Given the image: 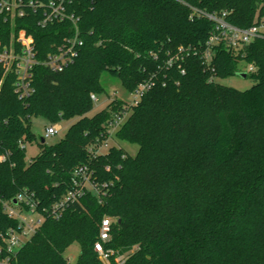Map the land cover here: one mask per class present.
I'll use <instances>...</instances> for the list:
<instances>
[{
    "label": "trees",
    "instance_id": "1",
    "mask_svg": "<svg viewBox=\"0 0 264 264\" xmlns=\"http://www.w3.org/2000/svg\"><path fill=\"white\" fill-rule=\"evenodd\" d=\"M69 9L79 17L83 45L63 72L36 65L33 92L20 98L16 74L0 64V247L2 234L17 226L3 202L33 195L40 209H51L84 165L107 193L102 201L87 193L59 219L47 216L10 264H72L65 253L75 243L76 264H103L95 244L106 218L111 264L127 253L123 264H264V40L216 47L207 64L214 25L195 11L226 13L229 23L248 28L264 18V0H72ZM38 22L35 15L14 23L0 17V43L10 46L26 30L43 62L73 26ZM180 48L182 69L169 68ZM242 64L254 69L246 74L250 89L218 81L237 76ZM107 76L128 94L153 83L116 133L117 141L139 147L135 156L117 146L106 155L92 151L129 107L115 98L89 115ZM34 118L76 121L59 143L42 139L28 161Z\"/></svg>",
    "mask_w": 264,
    "mask_h": 264
},
{
    "label": "built area",
    "instance_id": "2",
    "mask_svg": "<svg viewBox=\"0 0 264 264\" xmlns=\"http://www.w3.org/2000/svg\"><path fill=\"white\" fill-rule=\"evenodd\" d=\"M72 0H0V17L5 21L14 23L18 19H24L31 15L39 17V25L46 27L52 23L70 22L73 26V34L67 38L62 46L54 53H50L41 62L37 59L35 51V41L33 36L26 30L19 31L18 35H13L10 46L0 43V64L6 70L13 71L17 76V91L20 98L29 96L33 92L31 78L36 65H43L53 72H63L78 55V49L83 45L80 39L78 28L79 17L75 12H71L69 7ZM199 16L205 17L213 22L214 28L210 32L209 39L204 50V61L210 64L215 55V48L223 46L228 50H238L245 45H249L256 40H264V18L248 28H240L226 20V13L211 14L195 10ZM185 55L183 48L178 53L170 56L167 62L169 68L176 63H181ZM182 64L178 67L182 69ZM253 67H249L252 72ZM184 73V70H182ZM153 83L141 84L133 95V101L128 103V111L122 116H116L109 124L106 138L98 141L92 148L94 155H106L115 145L116 133L126 122L129 111L137 106L143 96L151 89ZM93 102L98 100L96 95H92ZM62 131L59 124H52L46 127L44 140L58 135ZM115 143V144H114ZM118 147V146H117ZM6 160V156H0V162ZM94 171L90 166L84 165L74 172L73 187L57 202L51 209H40L39 203L33 195L20 194L14 200L16 203L3 202L4 211L17 222V226L10 228L2 234L3 247H0V264H10L17 256L19 250L25 245L43 225L46 217L59 219L64 210L72 203L79 201L85 194L91 193L101 201L106 195L108 185H100L94 176ZM112 219L106 218L100 227L99 240L95 244V252L98 253L103 264H111V257L114 256L112 250L106 249V244L111 240ZM120 256L115 258L117 264H121Z\"/></svg>",
    "mask_w": 264,
    "mask_h": 264
},
{
    "label": "rangeland",
    "instance_id": "3",
    "mask_svg": "<svg viewBox=\"0 0 264 264\" xmlns=\"http://www.w3.org/2000/svg\"><path fill=\"white\" fill-rule=\"evenodd\" d=\"M248 72H249V67L246 66L245 64H242L241 72L239 73V75L231 76L225 80H218V81L225 86H229L240 91H246L254 85V81L250 77L247 78L242 77L243 74H247ZM103 84L105 86L106 92L97 97L98 100L94 102V109L89 114L90 116H93L96 113L106 109L112 99L118 98L120 100H125L128 103L133 101V95L128 94L125 91V89L121 86L120 82L113 81L107 76L103 78ZM75 121L76 119L59 123V125L62 127V131L58 135L46 139L45 140L46 144L54 145L59 143L65 137L66 133L68 132V129ZM32 123H33L32 130L37 137V141H35L32 144L25 145L27 149L28 161H30L40 152L39 142H41V140L44 139L46 127L48 126L47 122L42 118H34ZM115 143H114L115 145H117L118 147H123L126 152H128L130 155L133 156H135L139 150V147L137 145H131L117 140H115ZM135 249L136 247L134 248V250ZM80 252H81V248L79 244L75 243L66 251L65 256L72 264H76L79 260ZM127 256L128 253L124 255H120V258H122L121 264L124 263Z\"/></svg>",
    "mask_w": 264,
    "mask_h": 264
},
{
    "label": "water",
    "instance_id": "4",
    "mask_svg": "<svg viewBox=\"0 0 264 264\" xmlns=\"http://www.w3.org/2000/svg\"><path fill=\"white\" fill-rule=\"evenodd\" d=\"M238 75H239V74H238ZM246 76H247L246 74H243V75H242V77H244V78H246ZM42 142L44 143L45 140L43 139ZM14 203H16V201H14Z\"/></svg>",
    "mask_w": 264,
    "mask_h": 264
}]
</instances>
